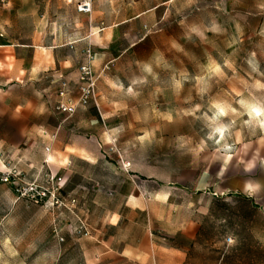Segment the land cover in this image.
Segmentation results:
<instances>
[{"label": "rangeland", "instance_id": "rangeland-1", "mask_svg": "<svg viewBox=\"0 0 264 264\" xmlns=\"http://www.w3.org/2000/svg\"><path fill=\"white\" fill-rule=\"evenodd\" d=\"M3 29L56 64L8 82ZM87 50L97 101L68 115L59 87L77 96ZM2 57L0 156L21 186L61 187L1 224L0 264H159L171 246L264 264V128L240 105L264 104V0H0Z\"/></svg>", "mask_w": 264, "mask_h": 264}, {"label": "crops", "instance_id": "crops-1", "mask_svg": "<svg viewBox=\"0 0 264 264\" xmlns=\"http://www.w3.org/2000/svg\"><path fill=\"white\" fill-rule=\"evenodd\" d=\"M3 32L4 33H1V35L9 43L6 46L11 47V57H13V60H10V62H12L11 70L5 73L8 82L24 79L30 72L39 74L50 67V65L54 66L56 64L55 49L57 46L52 45L49 47H44L45 51H47L49 54L45 59L39 60V48L41 46L38 45L37 42L11 39V37L7 34V29H3ZM0 61L2 64H9L6 57H2ZM47 62L49 63L48 66L45 64ZM10 170V163L4 162L0 156V226L7 219L11 218L10 216H14L16 219H18V215L24 206L23 199L18 197L14 184L5 183L1 180V178L4 176V173ZM54 218L55 217H53L52 223L55 225L56 220ZM120 218L121 216L118 214L115 218L114 225H119ZM177 234H180L181 237L186 241L193 242L198 234V225L194 221L188 222L185 227L179 229ZM166 251L169 252L167 254L171 255L174 261L159 264H187L185 262L187 257L186 248L171 246L166 248ZM150 255L151 254L147 253L143 257L145 260L143 264L148 263Z\"/></svg>", "mask_w": 264, "mask_h": 264}, {"label": "built area", "instance_id": "built-area-1", "mask_svg": "<svg viewBox=\"0 0 264 264\" xmlns=\"http://www.w3.org/2000/svg\"><path fill=\"white\" fill-rule=\"evenodd\" d=\"M85 6L87 8H84V10H87L90 5L85 4ZM94 59L95 56L93 52L91 50H87L85 62L80 66V83L78 85L77 96L75 98L68 97L70 93L68 82L63 81L61 83L58 91V96L60 98L58 109L61 112L72 115L79 108V106H85L91 101H97L96 78L92 69V62ZM18 175L19 174L17 171L10 170L4 173V176L1 178V180L5 183H13L19 198L27 197L35 203H39L40 201H46L50 199L52 196L54 198L52 205L56 203L59 204V200L55 199V197L56 191H58L61 187L60 184L53 192L49 191L45 187H42L37 183V181L29 183L28 186L25 187L16 182ZM74 201L75 200H72V202ZM79 232H82V230H79ZM61 240H63V238H61Z\"/></svg>", "mask_w": 264, "mask_h": 264}, {"label": "clouds", "instance_id": "clouds-1", "mask_svg": "<svg viewBox=\"0 0 264 264\" xmlns=\"http://www.w3.org/2000/svg\"><path fill=\"white\" fill-rule=\"evenodd\" d=\"M145 70L149 72L151 71V69L147 66ZM213 71H219L218 67L213 69ZM128 92L131 93L132 89L129 88ZM240 105L244 108L249 117L248 122L256 121L261 128H264V104L241 100ZM215 107L216 111L209 118V123L212 125L209 132L210 137L223 135L228 129V125L220 122V118L227 115L226 110L219 105H216Z\"/></svg>", "mask_w": 264, "mask_h": 264}]
</instances>
